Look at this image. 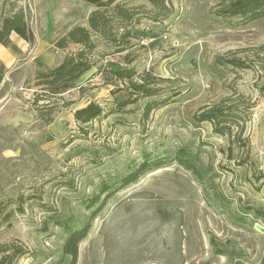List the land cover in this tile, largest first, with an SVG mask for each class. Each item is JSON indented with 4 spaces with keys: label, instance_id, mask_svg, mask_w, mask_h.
I'll use <instances>...</instances> for the list:
<instances>
[{
    "label": "rangeland",
    "instance_id": "374dc122",
    "mask_svg": "<svg viewBox=\"0 0 264 264\" xmlns=\"http://www.w3.org/2000/svg\"><path fill=\"white\" fill-rule=\"evenodd\" d=\"M71 1L0 0V22L22 9L35 30L0 80V264H58L97 208L77 264H264V19L220 16L239 0H113L91 46L61 50L96 9ZM80 50L92 68L75 88L38 85ZM219 104L231 136L194 118ZM91 105L103 114L82 123ZM144 162L160 164L122 186Z\"/></svg>",
    "mask_w": 264,
    "mask_h": 264
},
{
    "label": "trees",
    "instance_id": "16d2710c",
    "mask_svg": "<svg viewBox=\"0 0 264 264\" xmlns=\"http://www.w3.org/2000/svg\"><path fill=\"white\" fill-rule=\"evenodd\" d=\"M80 1V0H79ZM93 7L95 11L91 12L88 18V28L74 27L66 35L57 41H55V47L61 50L66 49L67 45L75 44L86 48L91 46L92 42L91 33L101 32L106 25L105 14L101 11L102 8H107L113 3V0H82ZM126 19H130V15H125ZM220 16L223 18H236L241 21L253 22L257 19H264V0H239L238 2L227 6L221 13ZM16 34L20 39L26 42H33V33L29 29L26 21V15L23 10H18L12 13L6 18H3L0 22V45L7 48L11 45L10 36ZM130 34V33H127ZM93 47V46H92ZM83 50L78 51L76 54H69L65 57V60L59 65L52 69L46 68L45 71L38 72L37 81L38 85H43L48 88L53 95H62L69 90L75 88L76 82L82 78L91 68L92 65L83 57ZM219 64H223L220 59L217 60ZM227 65L235 66L233 61L226 63ZM264 74V66L262 68ZM5 67L0 61V80L3 79ZM128 72V71H127ZM127 72L118 71L115 75L123 78ZM136 91H141L142 85H134ZM260 91L264 95V85L260 88ZM222 105H215L208 111L201 113V115L194 117L197 123L209 122L214 127V133L221 136H231V122L232 117L229 118V114L223 112ZM151 109V106H147L145 114ZM103 114V110L99 106H88L75 114L76 118H81V122L88 123L94 119L100 117ZM179 165L185 168L187 171L196 172L194 165L189 160L178 158ZM160 163L150 164L144 162L138 169L129 173L128 176L121 179L122 186H129L131 183L136 182L141 176L144 175L145 171L155 169ZM98 200L92 201L89 206L93 207ZM97 208L91 213L90 220L80 229H74L69 233L65 242L62 245V257L58 264H77L78 258V245L87 238V233L91 228L92 218L94 217ZM46 228V227H45ZM65 260L67 262H65Z\"/></svg>",
    "mask_w": 264,
    "mask_h": 264
},
{
    "label": "crops",
    "instance_id": "0c3cea01",
    "mask_svg": "<svg viewBox=\"0 0 264 264\" xmlns=\"http://www.w3.org/2000/svg\"><path fill=\"white\" fill-rule=\"evenodd\" d=\"M42 1L49 2V0H42ZM71 2H73V1L70 0V3ZM58 10H59V12L61 14H63L64 18H66V17L69 16L68 13H65L64 14L65 11L66 12H69V9H67V8L60 9L59 7H57L54 10L53 9L49 10L48 12H50V13H48V14H51L50 15V22H51L50 24L52 26L54 25L55 27H57V24L59 22V20H57L59 18V16H60L58 14V12H57ZM48 25L49 24H48L46 18H44V22H42V24L39 26L40 31H41V33H43V36L45 38H49L50 37V35H49V29H47V26ZM55 27L54 28L53 27L51 28V32L55 31ZM30 30L32 31L33 36H34L35 30L32 29V28H30ZM41 39H42V36H39L38 37V41L41 40ZM10 40H11V44H10L11 46L10 47L5 48L2 45H0V61L4 63V67H6L7 69L10 68L13 65L14 61L16 60L14 58V55L11 53V48H16V49L18 48L17 50H19V52L22 53V52L25 51L24 49L28 48V46H29V43L27 44L26 41H24L23 39H20L16 34H12L10 36ZM36 52L37 51L35 49L33 54L35 55ZM44 54H45V58H46L45 61H47L49 63H52V61L55 62V59L51 55H49V53H44ZM42 56L43 55L38 54L36 57H32V59H34V60L35 59H39L40 61H43L44 56H43V59H42Z\"/></svg>",
    "mask_w": 264,
    "mask_h": 264
},
{
    "label": "water",
    "instance_id": "95a60500",
    "mask_svg": "<svg viewBox=\"0 0 264 264\" xmlns=\"http://www.w3.org/2000/svg\"><path fill=\"white\" fill-rule=\"evenodd\" d=\"M255 228L261 232V233H264V228H261L260 226L256 225Z\"/></svg>",
    "mask_w": 264,
    "mask_h": 264
}]
</instances>
